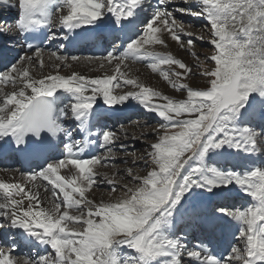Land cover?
Listing matches in <instances>:
<instances>
[{
    "label": "snow or ice",
    "instance_id": "snow-or-ice-1",
    "mask_svg": "<svg viewBox=\"0 0 264 264\" xmlns=\"http://www.w3.org/2000/svg\"><path fill=\"white\" fill-rule=\"evenodd\" d=\"M0 2L9 4V0ZM166 2L160 0L161 4ZM196 3L199 11H177L206 20L214 50L205 59L215 66L203 72L208 78L206 88L180 86L187 89L186 99L162 97L159 91L122 71L126 61L145 57L153 60L148 65L153 72L160 71V65L185 69L184 73L173 71L176 77L190 71L181 60L150 50L156 45L166 46V32L182 48L185 46L180 38L183 28L172 12L160 7L142 23L141 35L129 38L119 55L109 51L104 57L83 58L90 64L99 61L101 67L105 61L114 63L112 74L90 77L72 71L61 75L59 69L68 67L69 59L75 62L81 58L59 56L53 51L50 56L60 62L55 65L57 71L35 79L33 69L45 67L44 50L31 43L27 47L29 51L35 49L32 55L21 56L0 72V86H12L11 91L0 87V141L17 152L30 151L47 161L53 145L44 133L56 138L67 132L69 140L61 159L45 163L38 171L22 173L23 182L0 181V218L10 228L22 229L33 241L46 245V250L50 246L55 255L21 260L11 255L15 248L12 245L0 249V264H185V255L188 264L193 260L198 264H264V168L256 166L241 172L203 162L210 150H216L217 155L226 154L218 151L221 149H232L231 155L264 152L259 146L264 145V0ZM141 5L142 0H15L10 6L18 8L15 30L26 40L36 39L32 35L36 30L58 27L66 30L63 38L71 41L77 29L103 22L109 15L118 26L134 24L131 18ZM10 30L3 29L5 33ZM48 38L54 39L55 34ZM187 44L191 47L193 40L190 38ZM161 74L165 80L170 79L169 73ZM123 86L134 90L117 93ZM58 90L71 99L57 110L54 103ZM98 98L106 106L124 104L129 99L137 101L145 111L164 121L156 130L164 134L149 145L146 154L153 167L146 175H132V169H128L138 186L124 185L123 198L96 204L86 197L99 175L94 169L115 157L113 145L119 140L112 131H89ZM160 99L164 102H158ZM69 110L80 132L97 137L91 143L98 142L103 155L81 158V141L72 139L73 133L58 122L60 117L68 116ZM124 147L121 145V150ZM61 169H68L70 174L61 175ZM41 179L52 185L54 198L59 190L62 201L54 199L50 207L41 206L39 193L31 187ZM229 185L238 187L254 203L235 210L217 207L213 215L197 216L211 228H227L236 222L238 231L234 235L238 243L223 258L211 254L203 244L187 250L183 229L192 216L187 207L189 197L195 189H219L226 196ZM83 209H87L86 214ZM124 249L127 252L122 255Z\"/></svg>",
    "mask_w": 264,
    "mask_h": 264
},
{
    "label": "rangeland",
    "instance_id": "rangeland-1",
    "mask_svg": "<svg viewBox=\"0 0 264 264\" xmlns=\"http://www.w3.org/2000/svg\"><path fill=\"white\" fill-rule=\"evenodd\" d=\"M157 7L166 8L168 11L173 13V16L175 17V20L177 21L178 25H180V27H182L184 30L183 33H180V38L185 46L182 48L180 44L177 41L173 40L171 38V35L166 32L164 35L166 46L156 45L154 48H151L150 50H153L157 53H161L163 55H171L176 59L181 60L187 66V68L190 69V71H188L187 74H184L180 77H176L172 75L173 71L184 73L185 69H180L178 65H160V71L153 72L151 68L148 66L153 62V60L147 57L137 61H132V60L126 61L127 67L122 66V71L127 73L130 78L134 77V74H137L140 71H144L146 76L153 79L152 81L154 83V86L156 85L155 88L157 87L156 90L159 91L163 97L167 96L175 100L186 99L187 89L181 88L180 86L187 85L189 88H193V89L206 88L208 86V78L203 76V72L205 69H211L215 66L214 62L212 64H209L208 61L205 59V57L207 55H211L214 50L213 45H211L209 42L211 37L209 34L208 25L206 20L203 19L202 17L187 15L185 13H181L177 11L180 8L190 9L192 11H199L200 7L196 3V0H167L165 4H161L160 0H142V5L139 7V11L141 14L139 17L140 20L138 19L139 20L138 22L141 21V23L138 24L139 28L143 29L142 23L146 22L147 19L151 17L152 13L157 9ZM7 19H12V18H7ZM2 24L3 23L0 20V28L8 26L9 24H11V21L7 25L4 23V25L2 26ZM142 29H140V31L136 33V35L132 39H135L138 36H140L142 33ZM189 33L191 34V36L188 35ZM168 35L170 36V38H168ZM190 38L193 40V44L191 47H189L187 44ZM127 43L125 44L124 48L126 47ZM58 46H60V44L57 43L55 44L54 47H58ZM43 50H44L43 53L46 52L47 54L53 51H55L57 54L61 53V49L57 51L54 49H52L53 51L50 49H49L50 51H47L45 49ZM115 54L119 55V52H116ZM72 56L74 55H70L68 57H72ZM76 56L80 57L82 61H85L82 58L90 57L82 54ZM16 61H14V63H16ZM35 69L37 68L35 67ZM66 69L67 67H61L59 69V72L65 71ZM105 69H106L104 70L105 73L112 74L115 69V64L114 63L111 65L108 64ZM162 72L169 73L170 79L165 80L163 75L161 74ZM173 85H175V87ZM3 88L7 89L9 88V85L4 86ZM130 88L132 87L123 86L121 88H118L116 91L118 93L119 92L124 93L128 91ZM136 112L140 116L120 124L118 122L117 125L112 127L110 130L112 132L117 133V135L119 136V140H117L113 145V151L115 153V157L109 158L104 163L99 164L101 169L98 172L99 175H97L96 180L99 179L102 182L101 183L97 182L93 185V186L95 185L98 186V189L102 191L100 193V196L104 199L107 198L105 199L106 202H112V201L116 202L121 198H123L126 192L124 185H128V187H132V188L138 186L139 182L133 181L131 176L128 175V169L129 168L132 169V175H138V176L146 175L147 171L151 170V168L153 167L150 158L146 154L150 150L149 145L157 142L158 136L164 134L163 130H159V132L156 131L160 129V125L164 123V121L161 118H159L156 115L153 116L150 113H147V111L142 115L141 112H139L138 110H136ZM257 131H259V129H257ZM121 145L125 146L124 150H121ZM259 146L262 149H264V145H259ZM231 150L230 149L218 150L220 152H225L226 153L225 155H217L216 150H210L208 153H206L203 162L206 166L225 168V169L231 167L234 170H239L241 172L245 170H251L253 167L256 166L264 168V152L260 154H245L243 152H240L237 155H233L234 158L233 160H231L228 159L227 156L228 151L230 152ZM103 152H104L103 149L100 150L97 156L103 155ZM252 158L253 159L257 158L258 164L254 163L256 161H251ZM107 179H109L108 181H112L113 183L103 184L104 181ZM220 191L221 190L219 189H213L212 192H206L202 189H195L194 194L191 197H189L187 203H192L193 199L198 200L199 198L200 199L202 198V200L206 201L208 198L211 199L216 195H221ZM236 192L237 195L235 197H232L229 200L228 198H224L221 200V201L223 200L227 201L229 204H231V206L225 205V202L217 203L214 200V202L211 204L210 212L212 214L215 213V209L217 207H229L232 210H235L236 208H243L240 207V201L238 200L241 196L247 199V203L244 207L248 206L251 203H254L251 197L245 196V194L242 191H240V189L235 185H229L228 194L226 196H229L230 194L235 195ZM107 193H110V195H106ZM110 196L112 197L114 196V197L111 198ZM220 198L221 197L218 196L219 200ZM84 210L87 209H83V211ZM191 211H193V209ZM198 214L199 212L195 211L191 215L196 217ZM200 216H202V214H200ZM193 222L194 219L192 222H189L188 226L185 227L183 230L185 231V229H188L189 225H191V223ZM197 226L200 227L199 222L197 223ZM202 226L200 227L201 230H203L204 228ZM184 234L186 236L190 235V238H192L193 232H191V234L188 235L187 233ZM193 241L194 239L186 240L185 237L184 243L187 245V249L189 247H193V245L195 244L193 243ZM234 241L235 242L233 244L238 243V241L235 239V235H234ZM2 247L6 248L3 246V244ZM230 250L231 247L229 251ZM229 251L225 252L224 254L225 257L227 256ZM48 252L51 253L53 256L55 255V253L52 251H48ZM126 252L127 249L122 250V255ZM14 256H16V254ZM16 257L25 258L28 260L32 259L30 257H24L22 255ZM185 264H188V258L186 257H185ZM192 264H198V262L195 263L194 261H192Z\"/></svg>",
    "mask_w": 264,
    "mask_h": 264
},
{
    "label": "bare ground",
    "instance_id": "bare-ground-1",
    "mask_svg": "<svg viewBox=\"0 0 264 264\" xmlns=\"http://www.w3.org/2000/svg\"><path fill=\"white\" fill-rule=\"evenodd\" d=\"M14 3H15V0H9V4H4V3L0 2V18L1 19H4V18H12L11 19V24H9L6 27L0 28V50H1V53L0 54L1 55L9 56L10 51L11 52L12 51H17L18 52V55H17L16 59L14 60V61H16V60H19V58L21 56L32 55V53L34 51H32L30 53L24 52V51H22L21 46L19 45V40H17V37L19 35L18 34L19 32H17L15 30V20L18 18V8L17 7L10 6L11 4H14ZM54 10L55 9H52L53 14H54ZM139 17H140V15L139 14H136L131 19L133 21H135V23H137L140 20ZM94 26H97L99 29L100 28H108L110 30H114L115 28H121L122 27V26H118L115 23L114 19L111 18L110 15L104 17L103 18V22H97V24H95ZM9 27H11V30L9 32L5 33L3 31V29L4 28H9ZM57 29L62 30V29H60L58 27H57ZM62 31H65V30H62ZM55 32H57V30H55ZM83 34H84V32L81 29H77L75 33L71 34L72 41H75L76 38H80V36L83 35ZM168 38H170L169 35H168ZM64 40L65 39L63 38V41ZM162 46H164V45H162ZM162 46H160V47H162ZM43 54L44 55H42L43 56L42 59H43V62L45 64V67L43 69H40V68H38L39 66H36L37 69H35V68L33 69L32 75H33V77L35 79H40L44 75L55 74V72L57 71L56 68H55V65L57 63H60L59 61H55L56 59L54 57H51L50 56V53L47 54L45 52ZM57 55L68 57V55L65 54V53H63L62 50H61V53L60 54H57ZM68 63H69V66L67 67V69L65 71H62V72L60 71L59 72L61 75H70L72 71H76L79 74L86 75V76H90V77H94V76H97V75H103V74H105L104 70H106L105 68L108 65L106 63V61L104 62V66L101 67L99 61L90 64V63H87L85 61H82L81 59L79 61H75V62L74 61H71L69 59ZM134 77L135 78H138L146 86H148V87L156 90L157 87L155 88L156 85L154 86V83L152 81L153 79H151L148 76H146V74H145L144 71H140L137 74H134ZM0 87H4V86H0ZM11 90H12V86L11 85H9V88L4 89V91H11ZM133 90H134L133 88H130L128 91H133ZM128 91H126V92H128ZM29 92H30V90H29ZM58 93L59 94H58L57 100L59 102H61V104L57 105V108H56L57 110L59 108H62L64 106V104H68L69 101H70V99H71L66 93H63L62 90H58ZM119 94H123V92H119ZM158 102L163 103L164 101L162 99H160ZM94 107H95V114L102 113V112H104V113L105 112H110V115H113L114 113H124L126 111H131V110H135L136 111V110H138L139 112H141V115H142V114H144L146 112L138 104L137 101L131 100V99H129L128 101H126L124 104H118V105H115V106H106V105H104L103 100L101 98H98L97 99V103H96V105ZM147 113H150V112H147ZM150 114L153 115V116L155 115L154 113H150ZM58 122L61 125H64V124L65 125H69L70 128L73 127L74 125H78V122H76L74 120V118L71 117L70 110H69L68 116L60 117ZM108 131H110V130H108ZM71 132L73 133L72 139L78 140V139H76V135L74 134V132L73 131H71ZM59 139L62 142L61 143V146H62V153H63L65 151L64 144L69 142V140L67 138V132L60 133ZM4 143H5L4 141H0V146L2 144H4ZM79 147L82 148V144H80ZM98 147H99V143H98ZM232 152L233 151L231 150L229 153H227L228 159L233 160L234 156L231 155ZM80 156H81V158H85V157L82 156V153H80ZM61 158H59V159H61ZM47 162H49V161H47ZM230 162H232V161H230ZM68 168L71 169V165H69ZM100 169H101V167L99 165H97L95 167L94 171H96L98 173L100 171ZM73 171H75V170L73 169ZM33 172H35V171H33ZM21 174L22 173H18L17 171H10V172L9 171L8 172H6V171H4V172L0 171V181H4V182H8V183L23 182L22 181V175ZM69 174L70 173H69L68 169H61V175H69ZM108 180L109 179L105 180L103 184H108ZM44 182L41 179V180H37L36 182H34L31 185L32 190L34 192H38L39 193V199L41 200V206L42 207H50L52 205L54 199H59L60 201H62L63 197H62V194L59 193V190L58 189L56 190V197L54 198L53 197V191H52V185L49 184L47 181H44ZM97 182L101 183L102 181H100L99 179L98 180H95V183H97ZM25 187H28V185L25 184ZM101 192L102 191H100V189H98V186L95 185V186H93V187H91V188H89L87 190L86 197H87V199L94 201L96 204H99L101 202L108 203V202L105 201V199H107V198L104 199V198H102L100 196V193ZM106 195H110V193H107ZM105 197H107V196H105ZM110 197L113 198L114 196L113 197L110 196ZM14 198L15 199H20L21 197L20 196H15ZM215 198L217 200H219L218 199V196H216ZM2 202H3V198H2V196H0V203H2ZM27 203H28V201H27V199H25L24 200L25 206L27 205ZM84 211L86 212L87 210H84ZM195 211L196 212H200L199 210L193 209V211H190V213L192 214ZM202 212H203V215L200 216V217L206 216L205 215V211L202 210ZM198 220H199V222H202L201 219H199L198 216H196L195 219H194V222L191 223V225H189L188 229H185V231H184L185 233H190L191 231H194V235H199L200 234L199 240L195 242V244L193 245V247H189L187 250H195V246L197 244H203L204 243L203 239L201 238L203 236L202 231H204V228H203V230H201L200 227L202 225L205 226L206 224L205 223L200 224V227H198L197 226ZM0 221H4V219L3 218H0ZM10 229H12V228L9 227V231L11 233H13V230H10ZM14 229H19V228H14ZM19 233L22 234V238L23 239H27V240H31L32 239V238L28 237V235L26 233H24V231L22 229H19ZM229 237H230L229 232L228 233H225V238L227 240H228ZM36 242H38V241H36ZM203 245H205V244H203ZM42 246H43V248H46V245H43L42 244ZM0 249H9V248L8 247L3 248L2 247V243L0 241ZM47 251L54 252V250H52L50 248V246L47 247ZM210 253L213 254V255H215L218 258L225 257L221 253H218V252L212 253L210 251ZM11 255L14 256L15 254L13 252H11ZM14 257H16V256H14ZM16 258L17 259H21V260L25 259V258H18V257H16ZM193 261L195 263L198 262V261H195V260H193Z\"/></svg>",
    "mask_w": 264,
    "mask_h": 264
}]
</instances>
